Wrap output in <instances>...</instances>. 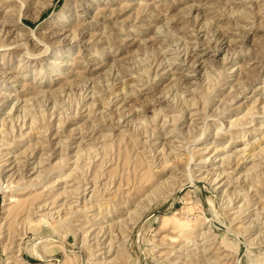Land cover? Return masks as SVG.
<instances>
[{
    "label": "rangeland",
    "instance_id": "rangeland-1",
    "mask_svg": "<svg viewBox=\"0 0 264 264\" xmlns=\"http://www.w3.org/2000/svg\"><path fill=\"white\" fill-rule=\"evenodd\" d=\"M0 133V264H264V0H0Z\"/></svg>",
    "mask_w": 264,
    "mask_h": 264
},
{
    "label": "bare ground",
    "instance_id": "bare-ground-1",
    "mask_svg": "<svg viewBox=\"0 0 264 264\" xmlns=\"http://www.w3.org/2000/svg\"><path fill=\"white\" fill-rule=\"evenodd\" d=\"M207 117V116H206ZM20 118V117H19ZM19 120V119H18ZM24 120V119H23ZM15 121V120H14ZM31 122H33V121H31ZM27 123V122H26ZM30 123V122H29ZM34 123V122H33ZM235 123H236V121H235ZM233 124V123H232ZM27 125V124H26ZM230 125H231V123H230ZM21 126H22V124H21ZM29 126V125H28ZM31 126V125H30ZM33 126V125H32ZM11 127H12V125H11ZM220 127V126H219ZM13 128V127H12ZM21 129V128H20ZM31 129H32V127H31ZM13 132V131H12ZM1 134V133H0ZM234 134V133H233ZM197 141V140H196ZM194 143H195V141H194ZM6 145V144H5ZM8 145V144H7ZM191 150V149H190ZM218 177V176H217ZM215 179H217V178H215ZM215 181V180H214ZM62 219V218H61ZM134 221H136V220H134ZM134 224V223H133ZM130 227V226H129ZM183 227H185V226H183ZM189 227H187V229H188ZM186 229V228H185ZM181 231V230H180ZM183 233V232H182ZM180 235V234H179ZM122 237H124V236H122ZM122 242V241H121Z\"/></svg>",
    "mask_w": 264,
    "mask_h": 264
}]
</instances>
